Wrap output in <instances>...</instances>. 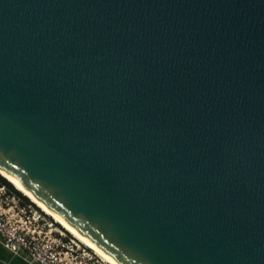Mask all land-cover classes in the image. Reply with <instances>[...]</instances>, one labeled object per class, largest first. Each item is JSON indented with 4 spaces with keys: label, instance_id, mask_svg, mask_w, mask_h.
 I'll list each match as a JSON object with an SVG mask.
<instances>
[{
    "label": "water",
    "instance_id": "obj_1",
    "mask_svg": "<svg viewBox=\"0 0 264 264\" xmlns=\"http://www.w3.org/2000/svg\"><path fill=\"white\" fill-rule=\"evenodd\" d=\"M0 174L110 264H264V0H0Z\"/></svg>",
    "mask_w": 264,
    "mask_h": 264
},
{
    "label": "built area",
    "instance_id": "obj_2",
    "mask_svg": "<svg viewBox=\"0 0 264 264\" xmlns=\"http://www.w3.org/2000/svg\"><path fill=\"white\" fill-rule=\"evenodd\" d=\"M24 208L8 213L0 207V241L5 249L23 254L30 264H93L89 258L79 259L72 249H60L55 239L34 225V217L20 215Z\"/></svg>",
    "mask_w": 264,
    "mask_h": 264
},
{
    "label": "rangeland",
    "instance_id": "obj_3",
    "mask_svg": "<svg viewBox=\"0 0 264 264\" xmlns=\"http://www.w3.org/2000/svg\"><path fill=\"white\" fill-rule=\"evenodd\" d=\"M13 198L14 197H12L6 190H0V207L8 213L23 209V206L19 204L17 199ZM20 215L28 216L31 219L34 217L36 221L34 222V225L38 226L40 230L46 232L48 236L55 239L60 249L62 247H65L62 248L63 250L72 249L77 255H79V259H81V257L84 260L89 258L93 264H106L102 262V260L98 258L90 249L83 246L60 225L54 222L53 219L44 214L38 207L27 206L24 208V212L20 213ZM15 217L17 218L18 216Z\"/></svg>",
    "mask_w": 264,
    "mask_h": 264
},
{
    "label": "crops",
    "instance_id": "obj_4",
    "mask_svg": "<svg viewBox=\"0 0 264 264\" xmlns=\"http://www.w3.org/2000/svg\"><path fill=\"white\" fill-rule=\"evenodd\" d=\"M0 264H30L23 254H12L3 247L0 241Z\"/></svg>",
    "mask_w": 264,
    "mask_h": 264
},
{
    "label": "trees",
    "instance_id": "obj_5",
    "mask_svg": "<svg viewBox=\"0 0 264 264\" xmlns=\"http://www.w3.org/2000/svg\"><path fill=\"white\" fill-rule=\"evenodd\" d=\"M0 187H3L12 197L16 198L23 207L35 206L30 200L17 191L7 180L0 176Z\"/></svg>",
    "mask_w": 264,
    "mask_h": 264
},
{
    "label": "bare ground",
    "instance_id": "obj_6",
    "mask_svg": "<svg viewBox=\"0 0 264 264\" xmlns=\"http://www.w3.org/2000/svg\"><path fill=\"white\" fill-rule=\"evenodd\" d=\"M1 177H3L0 174ZM4 178V177H3ZM5 180H7L6 178H4ZM8 181V180H7ZM9 182V181H8ZM10 183V182H9ZM17 191H19L22 195H24L25 197H27L25 194H23L19 189H17L12 183H10ZM28 198V197H27ZM29 199V198H28ZM30 200V199H29ZM36 207H38L44 214H46L47 216H49L51 219H53L54 222H56L58 225H60L67 233H69L72 237H74L78 242H80L83 246L87 247L88 249H90L86 244H84L81 240H79L77 237H75L67 228H65L62 224H60L58 221H56L53 217H51L49 214H47L45 211H43L38 205H36L32 200H30ZM98 258H100L92 249H90ZM102 260V262L106 263V264H110L107 261L103 260L102 258H100Z\"/></svg>",
    "mask_w": 264,
    "mask_h": 264
}]
</instances>
